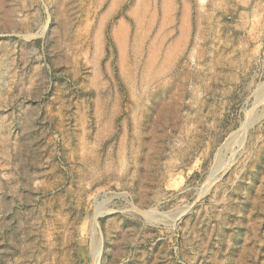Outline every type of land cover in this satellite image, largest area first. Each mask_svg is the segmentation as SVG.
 I'll return each instance as SVG.
<instances>
[{"label":"rangeland","instance_id":"374dc122","mask_svg":"<svg viewBox=\"0 0 264 264\" xmlns=\"http://www.w3.org/2000/svg\"><path fill=\"white\" fill-rule=\"evenodd\" d=\"M99 243L264 264V0H0V264Z\"/></svg>","mask_w":264,"mask_h":264},{"label":"bare ground","instance_id":"6f19581e","mask_svg":"<svg viewBox=\"0 0 264 264\" xmlns=\"http://www.w3.org/2000/svg\"><path fill=\"white\" fill-rule=\"evenodd\" d=\"M135 44V43H134ZM136 45V44H135ZM215 53V52H214ZM139 55V54H138ZM215 56V55H214ZM212 59V58H211ZM133 64H135L137 62V51H135V56L133 57ZM215 64L218 63V59H216L215 61ZM220 62V61H219ZM247 121V120H246ZM244 126H246L245 124H243V129H244ZM95 222V221H94ZM96 223V222H95ZM94 223V224H95ZM95 227V226H94ZM96 230V228H95ZM98 231V230H97ZM97 237V236H96ZM96 239V238H95ZM99 239V237H98ZM93 240H94V237H93ZM92 240V241H93ZM93 243V242H92ZM101 251H102V246L101 244L99 243V245L93 249L92 251V256H93V262L92 264H99V261H100V257H101Z\"/></svg>","mask_w":264,"mask_h":264}]
</instances>
